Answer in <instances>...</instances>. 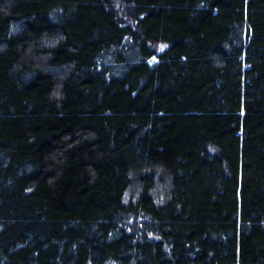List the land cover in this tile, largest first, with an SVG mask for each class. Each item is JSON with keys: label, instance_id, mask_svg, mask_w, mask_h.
Returning <instances> with one entry per match:
<instances>
[{"label": "trees", "instance_id": "1", "mask_svg": "<svg viewBox=\"0 0 264 264\" xmlns=\"http://www.w3.org/2000/svg\"><path fill=\"white\" fill-rule=\"evenodd\" d=\"M0 264H264V0H0Z\"/></svg>", "mask_w": 264, "mask_h": 264}, {"label": "rangeland", "instance_id": "2", "mask_svg": "<svg viewBox=\"0 0 264 264\" xmlns=\"http://www.w3.org/2000/svg\"><path fill=\"white\" fill-rule=\"evenodd\" d=\"M159 49V48H158ZM162 48H161V46H160V49H159V51L161 50Z\"/></svg>", "mask_w": 264, "mask_h": 264}]
</instances>
